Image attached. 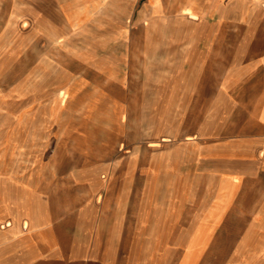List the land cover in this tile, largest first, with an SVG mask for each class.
<instances>
[{
  "label": "rangeland",
  "instance_id": "1",
  "mask_svg": "<svg viewBox=\"0 0 264 264\" xmlns=\"http://www.w3.org/2000/svg\"><path fill=\"white\" fill-rule=\"evenodd\" d=\"M40 7L0 0V168L12 164L20 175L51 168L87 181L100 166L99 179L124 188L142 226L169 211L190 236L206 217L208 264H264V173L236 185L208 219L236 135L258 133L239 103L251 97L247 87L228 75L221 88L227 75L208 73L215 56L199 63L183 44L168 58L137 57L132 23L125 46L105 26H61L56 39L49 31L61 21ZM243 33L223 27V35ZM144 248L145 241L136 251Z\"/></svg>",
  "mask_w": 264,
  "mask_h": 264
},
{
  "label": "crops",
  "instance_id": "2",
  "mask_svg": "<svg viewBox=\"0 0 264 264\" xmlns=\"http://www.w3.org/2000/svg\"><path fill=\"white\" fill-rule=\"evenodd\" d=\"M38 3L40 12H51L61 21L60 29L53 28L49 34L57 35L61 26L86 31L105 26L106 35L122 38L119 41L125 46L132 23L133 41L141 44L134 51L137 57L168 58L179 44L184 51H195L199 63L206 64L214 55L213 66H209L213 70L208 73L227 75L219 83L223 89L230 81L228 75L233 84L247 87L252 95L239 103L245 107L249 122L258 127V133L236 135L228 159L231 166L224 167L220 180L235 178L239 185L264 173V0ZM96 3L99 6L93 16L72 18L69 24L68 16ZM239 26L245 27L246 33L223 35V27ZM227 48L230 62L224 66L221 59ZM241 59L245 64L240 65ZM13 167L0 168V264H208L204 246L198 247L193 261L182 258L189 235L175 227L171 212L155 214L149 218L151 226H142L140 211L127 210L124 188L116 190L111 186L114 180L107 183L99 179L100 166L91 169L87 181L78 174L57 173L51 168L46 169L48 173L14 174ZM80 185L83 190L79 195ZM143 241L145 248L137 252Z\"/></svg>",
  "mask_w": 264,
  "mask_h": 264
},
{
  "label": "bare ground",
  "instance_id": "3",
  "mask_svg": "<svg viewBox=\"0 0 264 264\" xmlns=\"http://www.w3.org/2000/svg\"><path fill=\"white\" fill-rule=\"evenodd\" d=\"M98 3H96L97 5ZM99 5L91 7L90 9H84L82 11H75L74 15L72 17L68 16L67 20L69 24L71 23V19L74 18L75 20H79L80 17L83 16V19L86 20L87 18L91 17L95 13V9L98 8ZM183 11L189 12L188 9H184ZM191 15V13H190ZM72 24V23H71ZM52 37H56L53 33H51ZM57 39V37H56ZM124 45L122 41L120 43H116L115 45ZM114 46V48L116 47ZM115 52V51H113ZM221 186L219 187L217 194H216V203L213 205L212 209L209 211L208 219L209 217H213L217 215L220 211L219 204L224 203V201L230 196V194L233 192L235 185L237 183V180L235 178H227V179H221ZM223 205V204H222ZM206 217L202 219V221H198L197 224L193 227V231L191 235L189 236L188 240L184 242V255L182 258L189 259L190 261H193L196 257V251L198 247H202L204 245L207 233L205 229L206 225ZM205 222V223H204Z\"/></svg>",
  "mask_w": 264,
  "mask_h": 264
},
{
  "label": "built area",
  "instance_id": "4",
  "mask_svg": "<svg viewBox=\"0 0 264 264\" xmlns=\"http://www.w3.org/2000/svg\"><path fill=\"white\" fill-rule=\"evenodd\" d=\"M138 1H140V2H141V1H144V0H138Z\"/></svg>",
  "mask_w": 264,
  "mask_h": 264
}]
</instances>
